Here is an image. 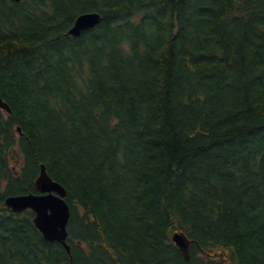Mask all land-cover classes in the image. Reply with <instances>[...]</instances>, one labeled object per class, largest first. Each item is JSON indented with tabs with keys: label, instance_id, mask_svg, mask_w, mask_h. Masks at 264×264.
<instances>
[{
	"label": "trees",
	"instance_id": "trees-1",
	"mask_svg": "<svg viewBox=\"0 0 264 264\" xmlns=\"http://www.w3.org/2000/svg\"><path fill=\"white\" fill-rule=\"evenodd\" d=\"M0 94V264H264V0H0ZM42 164L71 253L4 202Z\"/></svg>",
	"mask_w": 264,
	"mask_h": 264
},
{
	"label": "water",
	"instance_id": "water-1",
	"mask_svg": "<svg viewBox=\"0 0 264 264\" xmlns=\"http://www.w3.org/2000/svg\"><path fill=\"white\" fill-rule=\"evenodd\" d=\"M101 20L102 17L99 12H84L76 18L73 26L69 29V34L78 37L83 31L96 27ZM0 108L11 112L9 104L1 94ZM19 130L21 131V128ZM35 185L39 192L10 194L5 198L6 205L17 213L29 208L32 209L35 212L34 223L44 238L48 241L62 243L71 253V247L67 241L71 207L66 200V187L51 177L45 164L41 165V171ZM173 240L184 257L190 260L191 240L183 232H175Z\"/></svg>",
	"mask_w": 264,
	"mask_h": 264
},
{
	"label": "bare ground",
	"instance_id": "bare-ground-1",
	"mask_svg": "<svg viewBox=\"0 0 264 264\" xmlns=\"http://www.w3.org/2000/svg\"><path fill=\"white\" fill-rule=\"evenodd\" d=\"M5 200V199H4ZM12 210V209H11ZM191 249V248H190Z\"/></svg>",
	"mask_w": 264,
	"mask_h": 264
}]
</instances>
